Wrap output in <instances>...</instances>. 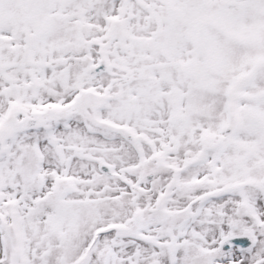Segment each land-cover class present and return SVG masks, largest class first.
<instances>
[{"label": "snow or ice", "instance_id": "6c2138e0", "mask_svg": "<svg viewBox=\"0 0 264 264\" xmlns=\"http://www.w3.org/2000/svg\"><path fill=\"white\" fill-rule=\"evenodd\" d=\"M0 264H264V0H0Z\"/></svg>", "mask_w": 264, "mask_h": 264}]
</instances>
